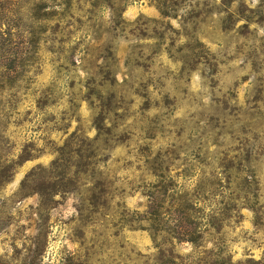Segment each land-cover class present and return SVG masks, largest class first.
Masks as SVG:
<instances>
[{"label": "rangeland", "instance_id": "1", "mask_svg": "<svg viewBox=\"0 0 264 264\" xmlns=\"http://www.w3.org/2000/svg\"><path fill=\"white\" fill-rule=\"evenodd\" d=\"M0 264H264V0H0Z\"/></svg>", "mask_w": 264, "mask_h": 264}]
</instances>
